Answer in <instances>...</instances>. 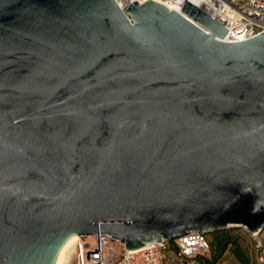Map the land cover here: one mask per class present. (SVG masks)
Returning a JSON list of instances; mask_svg holds the SVG:
<instances>
[{
  "label": "water",
  "instance_id": "95a60500",
  "mask_svg": "<svg viewBox=\"0 0 264 264\" xmlns=\"http://www.w3.org/2000/svg\"><path fill=\"white\" fill-rule=\"evenodd\" d=\"M228 31L187 0H0V264L262 232L264 35Z\"/></svg>",
  "mask_w": 264,
  "mask_h": 264
},
{
  "label": "built area",
  "instance_id": "2783aa9c",
  "mask_svg": "<svg viewBox=\"0 0 264 264\" xmlns=\"http://www.w3.org/2000/svg\"><path fill=\"white\" fill-rule=\"evenodd\" d=\"M148 0H116L121 10L132 3ZM184 6L185 0H152ZM221 23L228 33L223 41L232 43L264 35V0H187ZM258 262L264 264V242L260 233H250ZM67 264H201L202 255L212 256L208 235L190 232L173 239H162L138 250H128L118 239L96 234L79 236L72 245Z\"/></svg>",
  "mask_w": 264,
  "mask_h": 264
},
{
  "label": "trees",
  "instance_id": "16d2710c",
  "mask_svg": "<svg viewBox=\"0 0 264 264\" xmlns=\"http://www.w3.org/2000/svg\"><path fill=\"white\" fill-rule=\"evenodd\" d=\"M240 230L225 229L211 233V238L209 236L208 238L212 247V256L202 255L200 263L218 264L220 259L229 252L237 264H261L258 262V255L250 234L242 228Z\"/></svg>",
  "mask_w": 264,
  "mask_h": 264
},
{
  "label": "bare ground",
  "instance_id": "6f19581e",
  "mask_svg": "<svg viewBox=\"0 0 264 264\" xmlns=\"http://www.w3.org/2000/svg\"><path fill=\"white\" fill-rule=\"evenodd\" d=\"M161 5H163L164 7H166L168 10L172 11H178V12H182L183 7L182 6H178L176 4H164L160 1H155ZM79 236H73L71 237L67 242H65V244L62 246V248L59 251V254L57 256V259L55 261V264H66L68 261H66L67 259V253L68 251H70L69 249L72 247V245L78 240Z\"/></svg>",
  "mask_w": 264,
  "mask_h": 264
},
{
  "label": "rangeland",
  "instance_id": "374dc122",
  "mask_svg": "<svg viewBox=\"0 0 264 264\" xmlns=\"http://www.w3.org/2000/svg\"><path fill=\"white\" fill-rule=\"evenodd\" d=\"M229 229H233V230H235V231H241V230H240L241 228H238V227H231V228H229ZM243 230H244V229H243ZM211 235H212V234H209V235H208L209 238H211ZM260 235H261L262 240L264 241V228H263L262 232L260 233ZM72 249H73L72 247L69 249L70 251H68V253H67V259H66V261H69L70 257L72 256ZM66 264H67V263H66ZM166 264H172V263L168 260V262H167ZM218 264H237V262H236L235 258L233 257V255L230 254L229 252H227V253H226V254L220 259V261H219Z\"/></svg>",
  "mask_w": 264,
  "mask_h": 264
}]
</instances>
